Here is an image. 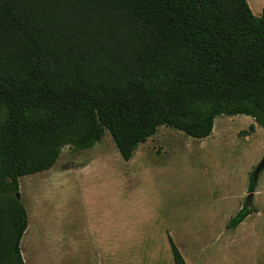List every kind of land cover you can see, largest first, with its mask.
Returning a JSON list of instances; mask_svg holds the SVG:
<instances>
[{
    "label": "trees",
    "instance_id": "obj_1",
    "mask_svg": "<svg viewBox=\"0 0 264 264\" xmlns=\"http://www.w3.org/2000/svg\"><path fill=\"white\" fill-rule=\"evenodd\" d=\"M220 116L264 130V0L259 17L246 0H0V264L25 262L19 178L63 148L108 133L128 161L161 126L205 139Z\"/></svg>",
    "mask_w": 264,
    "mask_h": 264
},
{
    "label": "rangeland",
    "instance_id": "obj_2",
    "mask_svg": "<svg viewBox=\"0 0 264 264\" xmlns=\"http://www.w3.org/2000/svg\"><path fill=\"white\" fill-rule=\"evenodd\" d=\"M246 2L253 15H258L262 0H246ZM243 118L249 117L220 116L216 118L212 131L214 134L203 139L201 143L179 131L164 126L158 128L160 131L152 140L154 144H156V139L167 141L162 154L156 153L157 147L155 149L150 147L151 152L142 156L151 158V161L147 159L139 161L138 158L136 166H132L141 168L144 196L154 205L152 216L151 213L147 216L149 222L155 223L159 228L158 223L163 216L175 217L177 220L180 217L174 215L173 212L179 214L186 204L198 208L199 202H206L205 195L209 193L208 191L211 192L209 193L211 202L212 197H215L217 201L219 193L226 188L228 200L225 215H229L228 220L225 226H222L221 232L215 227L210 229V232L216 229L215 234L221 235L223 231L225 232L226 225L236 215L234 208L241 189L247 185V181L246 185L244 184L245 177L249 178L254 172L264 153L263 129L256 126L253 133L243 135L242 132L249 130V125L248 128L239 129L235 133L236 129L241 127L242 122H245L242 121ZM164 129L178 135L169 134ZM133 158L134 156L124 161L109 134L105 133L101 142L92 148L74 150L65 147L51 169L19 178L20 200L29 214V228L24 235L20 251L25 261L24 264L34 262L33 250L38 252L43 249V245L47 244L52 237L51 234L54 239L52 244L54 250L59 249V231L61 234L67 231L73 238L78 220L83 218L84 214L87 219H93L84 222L94 221V225L99 230L102 229L106 235L111 232L112 222L115 230L119 229L121 222L117 220L122 218L123 194L128 191L129 172H131L128 164ZM91 160L93 161L92 166L85 170L84 167L92 162ZM146 162L151 165L144 166ZM259 181H261L259 188L262 194L258 196L257 202L262 203L264 202V170L259 175ZM131 185L130 187L134 186L133 180ZM189 191L193 193L189 196L185 195ZM246 196L242 206L245 204ZM113 197L115 210L112 209ZM213 204L215 202H212ZM251 204L256 208L255 203ZM191 210L195 209L191 208ZM232 211L233 215H230ZM132 225L131 264H152L151 252L145 253L146 244L136 241L140 235L138 226ZM35 231L36 244L34 246L29 244L30 248L26 249L24 244L28 242V239L31 242ZM252 233L257 234V239L252 240ZM239 238H241L239 248L243 249V255L249 249L264 252L263 223H257L253 230H249L246 235L240 234ZM239 238L237 237V240ZM159 246L160 244L157 243L156 251L158 254L160 252V255L156 257L155 264H164ZM26 251L28 254H25ZM71 251L74 253L75 244L72 245ZM243 255L241 258L234 255L228 256L226 264H250L252 259L245 255L243 257ZM51 261L52 264H60V261L62 264H80L76 255ZM252 261L256 263L258 259L253 258ZM263 261L264 254H260L259 262Z\"/></svg>",
    "mask_w": 264,
    "mask_h": 264
},
{
    "label": "crops",
    "instance_id": "obj_3",
    "mask_svg": "<svg viewBox=\"0 0 264 264\" xmlns=\"http://www.w3.org/2000/svg\"><path fill=\"white\" fill-rule=\"evenodd\" d=\"M262 6L263 0L258 9V15H256L255 17L260 16ZM242 121L245 122H242L241 127L236 129L235 133L239 129H246L249 127V125L254 124L251 118H243ZM256 126L257 125H254V130ZM159 131L160 130H157L152 137H150L146 142L140 144L137 147L134 154L136 153V151L137 153L133 155L134 158L128 164V167H131V172H129L128 191H126V193L124 192L123 194L121 214L122 218L117 220L121 222L119 229L115 230L114 223L112 222L111 232L110 234L106 235L102 232V229L99 230L97 226L94 225V221L84 222L85 220H93L87 219L86 214H84L82 216L83 218H80L78 220L79 223L76 227L75 235L73 238L71 237L70 233H67V231H64V234H61V232L59 231L58 250H54L52 246L54 241L53 234H51L52 237H50L48 243L43 245V249L38 252L33 250L32 254H34L33 258L36 264H52L51 260L53 259L59 258L61 260L69 256L72 257L74 255H76V259L78 260V262L80 261V264H131L130 248L132 242V224L138 226L140 235L138 236L139 238H137L136 241L146 244L147 251L145 253L148 254L149 252H151V259L153 261L152 264H155L156 257L160 255V252L158 254L156 251L157 243L160 244L159 251H161L162 257L164 259V264H174L169 245V238L172 240V242L180 252L186 264H226L228 256L234 255L235 257L239 256L238 258L242 257L243 249L239 248V243L241 242V238H239L240 234L246 235V233L249 230H253L259 222L264 224V202H257L258 196L262 194L261 189L259 188V184L261 181L258 182L252 198V202L255 203L256 208L259 210V212L256 213V215L251 214L246 217L244 221L235 229H225V232L223 231L221 235L219 233L215 234L216 229L213 230V232H210V229L212 227H215L219 229V232H221L222 226H225L228 220L229 215H225V209L227 207L228 200L226 188L219 193V198L217 201L215 197H212V202H215V204L213 205L209 194L211 192L208 191L209 193L205 195L206 202H199V204H197L198 208H195L194 205L190 207L188 204H186L185 206H183L181 212L179 211V214H177L178 212L175 213L172 211L174 215L180 217L177 220L175 217L163 216V218H160L159 220V228L156 227L155 223L148 221L147 216L149 213H151L152 216V213L154 212V205L153 202H149L144 196L145 191L143 189L142 183L143 174H141L140 172L141 168H133L132 166H136V160L138 158L139 161L140 159H143V161L146 159L148 161H151V158H145V156H142L151 152L150 147H152V149H155L157 147L156 153L162 154V150L166 148L165 142L167 141H164L163 139H156V144H154V141L152 140L153 138H155ZM164 131L172 134L166 129H164ZM213 134L214 132H211L209 136ZM194 140H197L200 143L203 142V139ZM92 164L93 161L84 167L85 170L92 166ZM147 165H151V163L146 162L144 166ZM245 179L246 180L244 184L246 185L247 181V185L246 187H243L241 189V193L236 200V207L234 208L235 214H237L242 207L243 199L247 195V188L249 184L248 176L245 177ZM132 180L134 181V186L130 187L132 186ZM192 193L193 192L189 191L188 193H185V195L189 196ZM191 208H194L195 210L192 211ZM82 209L85 210L86 208ZM112 209L115 210L114 197L112 198ZM230 215H233V211L230 213ZM252 234V240L257 239V234ZM237 237L239 238L238 240ZM36 240L37 234L35 231L32 234L31 242L28 239V246L29 244H32V246H34L36 244ZM73 244H75L74 253H72L71 251ZM260 254L263 255L264 252H256L253 251V249H249V251H247L244 255L249 256L252 260L253 258L258 259L256 263L251 260L250 264H262L264 263V261L259 262ZM244 255L243 257H245ZM34 262L32 261L31 264H34ZM60 264H62L61 261Z\"/></svg>",
    "mask_w": 264,
    "mask_h": 264
},
{
    "label": "water",
    "instance_id": "obj_4",
    "mask_svg": "<svg viewBox=\"0 0 264 264\" xmlns=\"http://www.w3.org/2000/svg\"><path fill=\"white\" fill-rule=\"evenodd\" d=\"M264 170V153H263V157L261 159V161L259 162V164L256 166L254 172H253V178L257 179L258 176L260 175V173ZM16 198L20 199V193L16 194ZM252 198H253V194H248L246 196V200H245V205L249 206L252 203Z\"/></svg>",
    "mask_w": 264,
    "mask_h": 264
},
{
    "label": "bare ground",
    "instance_id": "obj_5",
    "mask_svg": "<svg viewBox=\"0 0 264 264\" xmlns=\"http://www.w3.org/2000/svg\"><path fill=\"white\" fill-rule=\"evenodd\" d=\"M24 247H25L26 249H28L29 246H28V244H27V241L25 242ZM25 254H27V251H26Z\"/></svg>",
    "mask_w": 264,
    "mask_h": 264
}]
</instances>
